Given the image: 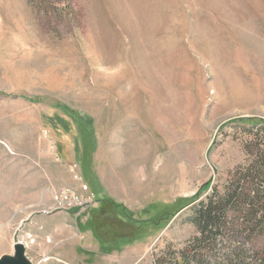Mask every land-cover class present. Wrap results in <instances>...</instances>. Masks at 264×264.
<instances>
[{
  "label": "rangeland",
  "instance_id": "rangeland-1",
  "mask_svg": "<svg viewBox=\"0 0 264 264\" xmlns=\"http://www.w3.org/2000/svg\"><path fill=\"white\" fill-rule=\"evenodd\" d=\"M240 120L264 122V0H0V258L172 264L197 206L264 171ZM233 250L262 257L202 254Z\"/></svg>",
  "mask_w": 264,
  "mask_h": 264
},
{
  "label": "trees",
  "instance_id": "trees-1",
  "mask_svg": "<svg viewBox=\"0 0 264 264\" xmlns=\"http://www.w3.org/2000/svg\"><path fill=\"white\" fill-rule=\"evenodd\" d=\"M237 122L246 125L264 124L257 120ZM193 223L200 237L172 264H213L209 261V256L202 254V250L243 237L248 242L259 239L262 257L256 264H264V171L249 170L233 184L224 197L213 194L201 202L194 213ZM220 258L223 261L221 264H244L235 250ZM155 264H164L163 259Z\"/></svg>",
  "mask_w": 264,
  "mask_h": 264
},
{
  "label": "water",
  "instance_id": "water-1",
  "mask_svg": "<svg viewBox=\"0 0 264 264\" xmlns=\"http://www.w3.org/2000/svg\"><path fill=\"white\" fill-rule=\"evenodd\" d=\"M0 264H32V262L26 256L25 246L17 243L14 246V255L1 257Z\"/></svg>",
  "mask_w": 264,
  "mask_h": 264
},
{
  "label": "built area",
  "instance_id": "built-area-1",
  "mask_svg": "<svg viewBox=\"0 0 264 264\" xmlns=\"http://www.w3.org/2000/svg\"><path fill=\"white\" fill-rule=\"evenodd\" d=\"M69 198H71V192L69 190H62L61 192L54 194V201L58 205L69 200ZM90 200H92V197L90 198Z\"/></svg>",
  "mask_w": 264,
  "mask_h": 264
}]
</instances>
